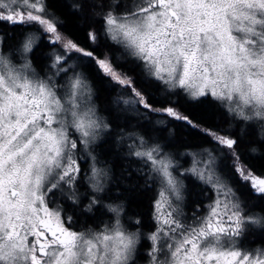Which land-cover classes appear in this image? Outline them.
<instances>
[{"label": "snow or ice", "instance_id": "snow-or-ice-1", "mask_svg": "<svg viewBox=\"0 0 264 264\" xmlns=\"http://www.w3.org/2000/svg\"><path fill=\"white\" fill-rule=\"evenodd\" d=\"M0 264H264V0H0Z\"/></svg>", "mask_w": 264, "mask_h": 264}, {"label": "trees", "instance_id": "trees-1", "mask_svg": "<svg viewBox=\"0 0 264 264\" xmlns=\"http://www.w3.org/2000/svg\"><path fill=\"white\" fill-rule=\"evenodd\" d=\"M69 2H70V3H75L76 0H69ZM147 195L150 196V195H152V193H148ZM133 207H135V208H139V209H145V210H146V208H147V201H146V198H145V203H143V204H139V205L134 204Z\"/></svg>", "mask_w": 264, "mask_h": 264}, {"label": "flooded vegetation", "instance_id": "flooded-vegetation-1", "mask_svg": "<svg viewBox=\"0 0 264 264\" xmlns=\"http://www.w3.org/2000/svg\"><path fill=\"white\" fill-rule=\"evenodd\" d=\"M254 246V245H253Z\"/></svg>", "mask_w": 264, "mask_h": 264}]
</instances>
